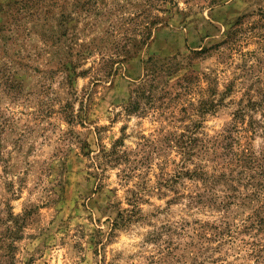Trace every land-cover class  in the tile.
Wrapping results in <instances>:
<instances>
[{
    "label": "rangeland",
    "instance_id": "1",
    "mask_svg": "<svg viewBox=\"0 0 264 264\" xmlns=\"http://www.w3.org/2000/svg\"><path fill=\"white\" fill-rule=\"evenodd\" d=\"M226 129L264 157V0H0V264H256L251 182L175 178Z\"/></svg>",
    "mask_w": 264,
    "mask_h": 264
},
{
    "label": "trees",
    "instance_id": "2",
    "mask_svg": "<svg viewBox=\"0 0 264 264\" xmlns=\"http://www.w3.org/2000/svg\"><path fill=\"white\" fill-rule=\"evenodd\" d=\"M245 111L238 110L235 114L234 120L239 123V119L245 115ZM255 125L252 121L250 127ZM233 130H238V125H232ZM226 135L222 137L219 144L216 146L217 149L221 150L220 154L215 151L214 155L216 159L220 160V163H216L220 169L214 170V172H208L204 170L202 165H195L193 170H187L186 175H176L175 178L179 181L182 177L188 179H199L205 184H209L211 187L216 186L218 183H224L228 187L229 194L225 195V200L227 201L224 206L232 205L231 201L236 200L241 195L238 187L243 186L245 189L248 186L245 182H251L249 185L252 190L249 194H245V199L248 202L244 205L245 207L249 205V214L247 218L244 219L241 227L238 230L233 231L230 226H226L223 229L218 230V234L221 236L231 237L232 233L241 234L243 236L242 241L248 247L250 256L256 260V264H264V157H257L250 148L241 144V139L236 137L232 130H225ZM238 132V131H237ZM121 143L118 140L114 144L116 148L117 144ZM118 154L116 150L107 151L102 150L101 157L94 158V165L102 166L109 162L111 158ZM117 157V156H116ZM97 168V167H96ZM250 171L253 175L247 176V172ZM99 174L96 173V177ZM244 177V178H243ZM131 192V191H130ZM134 197L137 199L136 193H133ZM129 200L130 205H134L136 200ZM134 203V204H133ZM134 214V213H133ZM129 210H122L119 213L118 221L114 223V227L119 228L126 226L130 220L135 216Z\"/></svg>",
    "mask_w": 264,
    "mask_h": 264
}]
</instances>
